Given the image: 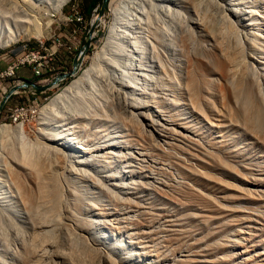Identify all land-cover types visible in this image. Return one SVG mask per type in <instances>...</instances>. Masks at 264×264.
<instances>
[{
	"label": "bare ground",
	"instance_id": "1",
	"mask_svg": "<svg viewBox=\"0 0 264 264\" xmlns=\"http://www.w3.org/2000/svg\"><path fill=\"white\" fill-rule=\"evenodd\" d=\"M69 1L0 0V47L44 37ZM111 9L36 136L0 125V264H241L243 240L216 236L230 198L208 185L262 175L242 152L264 143V0Z\"/></svg>",
	"mask_w": 264,
	"mask_h": 264
},
{
	"label": "rangeland",
	"instance_id": "2",
	"mask_svg": "<svg viewBox=\"0 0 264 264\" xmlns=\"http://www.w3.org/2000/svg\"><path fill=\"white\" fill-rule=\"evenodd\" d=\"M117 0H108L106 9L101 18L97 19L93 25L92 39L89 47L85 48L87 37L92 28L93 19L98 15L103 0H99L92 12L89 14L85 11V0H70L68 4L62 8L61 12L55 13L52 17L53 21L45 18V36L38 38L35 36H29L28 38H22L15 41V46H19L24 41L28 42L32 47H38L43 41L49 52L55 49V44L61 42L62 46L58 47L57 52L54 55L52 75L72 71L74 69V61L77 60L78 64H81V70L76 71L73 76L65 78L59 82L58 85L52 86L44 92L33 95L30 92H19L15 94L10 105L28 103L31 104L37 99V112L34 115H30L26 119L14 120L9 118L4 120L3 116L0 117V125L3 123H9L15 125L22 122L26 133L31 136H36L39 130V113L41 108L47 104L53 96L63 90L76 76H78L83 69H85L92 61L93 56L103 46L107 35L109 33L110 25L113 20L112 9L114 3ZM79 11L83 14L84 20L76 21L74 14ZM46 16V11L42 10ZM77 35V42H73V35ZM76 46L75 50L71 52L68 46ZM11 47H0V54H7L11 59L14 56L11 51ZM7 111L5 113L8 114ZM232 128H234L232 126ZM231 125L222 127L224 131L231 133L233 129ZM235 143L239 145L242 143V137L236 138ZM249 142L248 147L242 152L250 160L254 159L261 163L262 175L259 182L256 184L250 183L246 180H239L236 178H224L227 182V186L210 184L209 189L215 192L217 195L229 197L227 203L233 206V213L229 215V221L225 220L227 224L224 229L217 233L216 236L219 242L223 243L224 237L230 236L232 239L239 238L243 240L247 248L243 251L244 259L241 257V264H264V143L258 142L255 139H247ZM225 202V201H224ZM242 205V206H240ZM260 211V212H259ZM234 218L238 220L234 221ZM242 231H247L253 234L248 235V239L244 241L241 237ZM229 253L227 246H221L217 252V256H225ZM241 256V254H240Z\"/></svg>",
	"mask_w": 264,
	"mask_h": 264
},
{
	"label": "built area",
	"instance_id": "3",
	"mask_svg": "<svg viewBox=\"0 0 264 264\" xmlns=\"http://www.w3.org/2000/svg\"><path fill=\"white\" fill-rule=\"evenodd\" d=\"M74 19L76 21L84 20V16L79 11H76L74 14ZM77 35H73V42H77ZM15 43H11L8 46L11 47L10 51L14 55L11 60L8 62L7 66L0 70V103L5 98L10 88L16 84L22 83L24 79L17 77L18 70L23 66H30L34 75L37 77L35 80L38 84H45L53 80V77L49 75V73L53 70V61L54 55L58 50L59 46H62V43L59 42L55 44V49L52 52L48 51V48L45 46L42 41L38 47H32L28 42H23L19 46H15ZM76 46L72 45L68 46L69 51L75 50ZM5 81H11L9 85L5 83ZM20 91L30 92L33 95L37 93H41L44 91H38L32 87H22L17 90L14 94H17ZM11 95V96H12ZM10 96V97H11ZM9 99L7 100L4 110L9 112L8 114H4V120L9 118H13L14 120L26 119L30 115H34L37 112V99L34 100L33 103H20L8 106Z\"/></svg>",
	"mask_w": 264,
	"mask_h": 264
},
{
	"label": "water",
	"instance_id": "4",
	"mask_svg": "<svg viewBox=\"0 0 264 264\" xmlns=\"http://www.w3.org/2000/svg\"><path fill=\"white\" fill-rule=\"evenodd\" d=\"M107 2H108V0H103L102 5H101V9H100V11H99V13L97 15V19H99V18H101L103 16L104 11L106 9ZM97 19H95V21ZM95 21H93V23H92V28H91V30L89 32L88 37H87L85 48L89 47L90 44H91L93 25H94ZM77 65H78V61L75 60L74 61V69L72 71H68V72H64V73L58 74L57 76H55L53 78L52 81H50L48 83H45V84H38L36 81L24 79V81L22 83H19V84H16V85L12 86L10 88L9 92L7 93V95L5 96V98L0 103V114L3 111L4 106H5L6 102H7V100L9 99V97L13 93H15L17 90H19L20 88H22V87H32V88H34V89H36L38 91H44L46 89H49L52 86L58 85L61 80L73 76L74 73L76 72Z\"/></svg>",
	"mask_w": 264,
	"mask_h": 264
},
{
	"label": "crops",
	"instance_id": "5",
	"mask_svg": "<svg viewBox=\"0 0 264 264\" xmlns=\"http://www.w3.org/2000/svg\"><path fill=\"white\" fill-rule=\"evenodd\" d=\"M85 11L87 12L86 8H85ZM10 60L11 59L7 56V54H5V53L4 54L3 53L0 54V70L4 69L7 66V64H8V62ZM49 75L51 77H53V78L55 77L54 75H52V72L49 73ZM17 77L18 78H21V79L32 80V81H35L37 79V77L34 75V72L32 71V68L30 66H23V67H21L18 70V72H17ZM5 83L7 85H9V83H11V81H5ZM20 92H24V91H20ZM14 96H15V94L10 97L9 102L12 101V99H13ZM8 106H9V103H8ZM5 113H6V111L3 109V111L0 114V117H2Z\"/></svg>",
	"mask_w": 264,
	"mask_h": 264
},
{
	"label": "trees",
	"instance_id": "6",
	"mask_svg": "<svg viewBox=\"0 0 264 264\" xmlns=\"http://www.w3.org/2000/svg\"><path fill=\"white\" fill-rule=\"evenodd\" d=\"M98 2L99 0H85V8L87 13L90 14Z\"/></svg>",
	"mask_w": 264,
	"mask_h": 264
}]
</instances>
